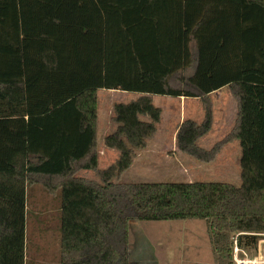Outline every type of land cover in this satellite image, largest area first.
I'll use <instances>...</instances> for the list:
<instances>
[{
	"label": "trees",
	"instance_id": "obj_1",
	"mask_svg": "<svg viewBox=\"0 0 264 264\" xmlns=\"http://www.w3.org/2000/svg\"><path fill=\"white\" fill-rule=\"evenodd\" d=\"M223 86L236 99L234 124L204 153L237 140L239 185L120 180L160 119L149 95L205 99ZM101 88L142 94L113 105L104 144L118 156L102 169ZM207 113L187 126L208 130ZM37 183L58 191L59 264H129L130 220L203 219L218 264H233V239L255 249L264 236V0H0V264H25L27 188Z\"/></svg>",
	"mask_w": 264,
	"mask_h": 264
},
{
	"label": "crops",
	"instance_id": "obj_2",
	"mask_svg": "<svg viewBox=\"0 0 264 264\" xmlns=\"http://www.w3.org/2000/svg\"><path fill=\"white\" fill-rule=\"evenodd\" d=\"M223 87L212 91L205 99L149 95L152 104L160 109V119L156 123L153 134L147 137L142 148L136 150L130 166L119 178H129L135 182H226L214 180L217 177L235 174L236 170L232 172L229 167L232 159L231 154L235 157L238 154L237 146L231 145L237 140L226 142L212 154L206 155L204 151L212 148L233 126V118L235 120L234 116L237 111L234 95L232 94L235 99L234 104L216 107L218 112L211 114L213 123L208 130L187 126L190 121L200 122L204 114L203 105L200 103H208V100L210 103L213 96L214 100L220 99ZM99 90L103 92L100 96L102 101L100 110L97 103L96 150L98 167L102 169L112 164L118 156L117 149L104 144V137L113 132L116 125L113 120V105L117 102L125 103L137 99L142 94L103 88L98 89L97 93ZM210 108L213 107L210 106ZM188 135H192V137H188ZM191 142H194L198 149L196 154L191 153ZM228 150L232 152L230 153Z\"/></svg>",
	"mask_w": 264,
	"mask_h": 264
},
{
	"label": "rangeland",
	"instance_id": "obj_3",
	"mask_svg": "<svg viewBox=\"0 0 264 264\" xmlns=\"http://www.w3.org/2000/svg\"><path fill=\"white\" fill-rule=\"evenodd\" d=\"M191 50L193 53L195 52L194 42L191 43ZM191 71L192 68H189L184 73ZM102 92L99 90L97 93L99 110ZM221 94L220 99L214 100L213 96L210 103L208 99V103H200L204 108L201 123L207 120V118L205 119L206 114H208L207 111L210 114L217 113L216 107L234 104L235 99L228 86L223 87ZM212 123L211 118L209 127ZM235 142L231 145L237 146L238 154L236 157L231 154L232 159L229 167L232 172L236 170L235 174L217 177L214 181H226L232 185L240 184V146L238 141ZM221 147L222 145L219 149ZM78 175L88 179H97L91 172L80 171ZM128 179L121 178L120 180L135 182V180ZM59 214L58 191L53 194L47 193L39 183L27 188L25 264L60 263ZM127 242L129 264H218L213 251L212 240L203 219L130 220ZM254 255L256 256V264H264V236L258 240L255 249L245 250V254H241V257L244 260H249Z\"/></svg>",
	"mask_w": 264,
	"mask_h": 264
},
{
	"label": "built area",
	"instance_id": "obj_4",
	"mask_svg": "<svg viewBox=\"0 0 264 264\" xmlns=\"http://www.w3.org/2000/svg\"><path fill=\"white\" fill-rule=\"evenodd\" d=\"M241 254H245V251L241 248H239L236 245V240L233 239V248H232V260L234 262V264H241L242 261H244V259L241 257ZM251 258V257H250ZM248 264H256V256H252L251 259L247 260Z\"/></svg>",
	"mask_w": 264,
	"mask_h": 264
},
{
	"label": "bare ground",
	"instance_id": "obj_5",
	"mask_svg": "<svg viewBox=\"0 0 264 264\" xmlns=\"http://www.w3.org/2000/svg\"><path fill=\"white\" fill-rule=\"evenodd\" d=\"M241 264H248L246 260L242 261Z\"/></svg>",
	"mask_w": 264,
	"mask_h": 264
}]
</instances>
